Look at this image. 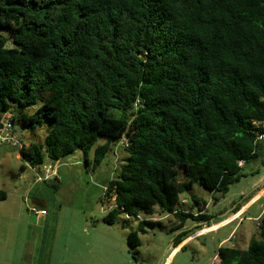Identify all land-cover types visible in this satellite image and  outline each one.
<instances>
[{
	"label": "trees",
	"instance_id": "16d2710c",
	"mask_svg": "<svg viewBox=\"0 0 264 264\" xmlns=\"http://www.w3.org/2000/svg\"><path fill=\"white\" fill-rule=\"evenodd\" d=\"M5 112L28 133L45 130L42 143L18 148L34 168L75 151L95 168L126 137L102 221L141 216L127 238L137 248L162 226L151 219L159 209L179 220L169 229L175 247L187 219L213 218L178 212L181 194L196 184L217 204L246 165L264 164L255 140L264 0H0V119ZM216 255L217 264H264V213L245 248Z\"/></svg>",
	"mask_w": 264,
	"mask_h": 264
},
{
	"label": "rangeland",
	"instance_id": "374dc122",
	"mask_svg": "<svg viewBox=\"0 0 264 264\" xmlns=\"http://www.w3.org/2000/svg\"><path fill=\"white\" fill-rule=\"evenodd\" d=\"M16 133L22 141V145H29L30 142L40 144L43 141L45 130L38 129L35 133L31 134L22 130L20 124H14ZM105 141L104 137H98L93 148L88 152L89 159L93 157V150L96 146ZM18 148L11 145L0 146V185L7 187L8 198L7 201L0 208V216H6L14 219L12 227V238L15 240V250L20 249L19 241L24 238V231L22 227L25 226L26 219L30 216H35L30 211L34 198H37L38 193L42 194L44 200H34L39 203V207H45L48 211V216L57 214L62 224H66V228L73 227L68 225L74 220H78V224L87 220L96 221L101 219L106 214L112 201H109L105 195L106 187L109 181L114 178L115 173L119 170L124 162L127 153L123 147L115 142L112 149L106 154L101 163L93 168L92 164H85L84 153L82 151H75L66 155L58 162H56L55 169L57 171V179H50L45 183L42 189L34 188L29 193V187L33 177H37L42 167H35V172L30 171V165L21 157H16ZM47 161L45 162V164ZM44 164V165H45ZM255 166L258 168L257 172H251ZM246 175L241 177L240 180L232 184L229 191L220 199L216 204L211 198V193L207 190L194 184L192 189L188 192L181 194V197L187 200V203H180L178 208L183 209L193 216L199 213H207L213 216L209 221H201L199 223L192 222L187 219L184 223L183 231L187 232L189 239L181 241L176 247L185 246L173 257L170 264H217V248L218 242L228 237L231 228L235 223L228 227H223L217 232L210 234L201 233L204 228L210 227L217 220L230 218L233 215L227 216L225 213L229 207L239 203L249 192L254 190L257 185L264 182V164L250 163L244 168ZM256 190V189H255ZM182 199V198H181ZM9 204V205H6ZM5 214V215H4ZM161 212L159 209L155 211V218L159 217ZM226 215V216H225ZM171 215L168 220L163 221L162 226H155L146 229V233L140 235L141 245L137 248L123 249L121 247V240L117 246L116 253H111L108 258L105 255L100 259H93V264H162L165 256L173 247V240L175 234L170 232L171 227L178 224V219ZM92 219V220H91ZM233 219H231L232 221ZM243 221V220H242ZM218 222V223H220ZM137 223L134 217H124V214L119 215L117 222L118 233L117 235H125V240L128 238L129 225ZM208 223H211L208 226ZM254 221L244 220L243 224L250 225L254 228ZM75 225L74 229L78 227ZM119 224V225H118ZM240 225V223H239ZM66 230V229H65ZM65 232V231H63ZM63 232L58 234L55 243L57 248L62 251L64 244L68 245L66 241V234ZM209 232V231H208ZM51 227L46 229V241L49 242L51 236ZM233 233L239 236L240 229H235ZM232 236V234H231ZM229 236L222 245H235L241 246L242 242H237L233 237ZM185 237V238H187ZM86 238V239H85ZM88 237L83 235L80 230L76 234L75 240H72L64 254H69L71 249L80 250L86 247ZM127 244V242H125ZM127 246V245H126ZM128 247V246H127ZM64 260H67L64 257ZM77 261V264H83L81 261H90L86 257L70 259Z\"/></svg>",
	"mask_w": 264,
	"mask_h": 264
},
{
	"label": "crops",
	"instance_id": "0c3cea01",
	"mask_svg": "<svg viewBox=\"0 0 264 264\" xmlns=\"http://www.w3.org/2000/svg\"><path fill=\"white\" fill-rule=\"evenodd\" d=\"M16 157H21L20 154H16ZM58 162V161H57ZM48 163V162H47ZM56 163H54V176L53 179H57V171L55 169ZM256 170V168H253L251 172L253 173ZM31 172H35V170H32V167H30ZM38 175H42V170L39 171ZM48 179L38 180L37 177H33V180L30 184L29 193L34 189H42L45 183H47ZM256 189V190H255ZM251 192H249L244 198L241 199V205L239 210L230 218H227L223 220L220 223L213 224L210 227L202 229L201 233L210 234L212 232H217L223 227H228L232 225L234 226L231 228L230 233L228 235L232 236L237 242H242L241 246H236L238 248H245L247 246V243L252 235L255 234L257 230V224L259 222L260 216L264 213V182L262 184L257 185V187ZM7 187H3V185H0V192L5 193V198L0 199V208L1 206L7 201L8 193H7ZM42 194L39 192L37 198L33 199L32 206L30 208V211L33 213V216H30L26 219L25 226H23L22 231H24V238H21L19 241L20 249L16 248L15 250V240L12 238V227L14 225V219L8 218L6 216H0V264H77L76 260L70 259H76V258H83L86 257L90 261H81L83 264H93V259L96 258L100 259L102 256L105 255V258H108L111 253H116L117 246H120L119 242L121 240V247L123 249L129 248L128 243L126 244L127 240H125V235L122 233V235H117L118 233V226L117 222L110 225L106 224L101 219H98L96 221H91V223L87 220L82 221L80 224H78V220L75 219L74 223L69 220L68 225H73V227L66 228V224H62L60 219L58 218L57 214H53L52 216H48V211L45 207H39V203L35 202L34 200H44L42 199ZM181 203H187V200L184 199V197H181ZM239 202V203H240ZM9 205V204H6ZM112 203L109 208L112 207ZM235 206V205H234ZM234 206L229 207L225 211L224 214H229L231 210L234 208ZM34 208L38 212L34 213L31 209ZM44 210L45 213H41L40 211ZM178 212H186L183 209H177ZM5 215V214H4ZM172 214L168 215H162L157 218H151L152 220L158 219L163 221L168 220ZM225 215V216H226ZM104 216V215H103ZM124 217H127L126 214H124ZM129 217V216H128ZM174 217V216H173ZM176 217V216H175ZM131 218V217H129ZM135 218V217H134ZM142 217L139 216L135 218L137 220L136 224L129 225V228L134 229L136 228L138 221ZM177 218V217H176ZM178 219V218H177ZM231 219H233L231 221ZM92 220V219H91ZM244 220L254 221V228H252L250 225L243 224ZM179 222V221H178ZM240 223V225H239ZM78 227L74 229V226L76 225ZM119 225V224H118ZM48 226L51 227V236L49 242L46 241V229ZM66 229V230H65ZM129 229V231H130ZM235 229H240L239 236L235 235L233 231ZM78 230L81 231V233L88 237V240L86 241V247L80 248V250L77 249H71L69 254H64L63 249H67L68 245L72 240H75L76 234L78 233ZM65 231V232H63ZM209 231V232H208ZM66 234V241L68 245L64 244V247L62 251H60L57 248L56 237L58 234ZM146 233V232H145ZM144 234V233H143ZM222 239L218 242V247L221 246L224 241L228 238ZM120 240L118 241V239ZM86 239V238H85ZM189 239V237L184 238L182 241ZM128 247H127V246ZM233 246V245H230ZM235 246V245H234ZM181 247H172V249L169 251V253L165 256L162 264H170L173 257L180 251ZM64 257L67 258V260H64ZM218 258V257H217ZM99 263L98 261H96ZM218 263V262H217Z\"/></svg>",
	"mask_w": 264,
	"mask_h": 264
},
{
	"label": "built area",
	"instance_id": "2783aa9c",
	"mask_svg": "<svg viewBox=\"0 0 264 264\" xmlns=\"http://www.w3.org/2000/svg\"><path fill=\"white\" fill-rule=\"evenodd\" d=\"M255 140L257 142H264V122L260 124V128L255 135ZM117 144L125 148L128 145V139L126 137H122L120 140H118ZM2 145H11L17 148H19L22 145V141L20 140L18 134L15 132L14 126L11 122L10 112H5L0 119V146ZM41 167H42V175L37 176L38 180H43V179L46 180L49 177L54 176V172H53L54 163L48 162L45 165L43 164ZM32 170L34 171L35 168L32 167ZM31 210L34 213L38 212L34 208H32ZM40 212L45 213L44 210H41Z\"/></svg>",
	"mask_w": 264,
	"mask_h": 264
}]
</instances>
